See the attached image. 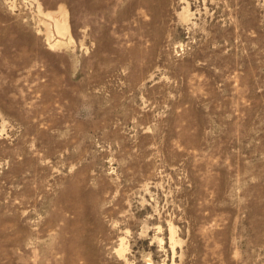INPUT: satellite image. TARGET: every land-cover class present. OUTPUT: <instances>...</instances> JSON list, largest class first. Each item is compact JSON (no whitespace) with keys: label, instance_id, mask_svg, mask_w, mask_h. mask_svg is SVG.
Masks as SVG:
<instances>
[{"label":"rangeland","instance_id":"1","mask_svg":"<svg viewBox=\"0 0 264 264\" xmlns=\"http://www.w3.org/2000/svg\"><path fill=\"white\" fill-rule=\"evenodd\" d=\"M0 264H264V0H0Z\"/></svg>","mask_w":264,"mask_h":264}]
</instances>
